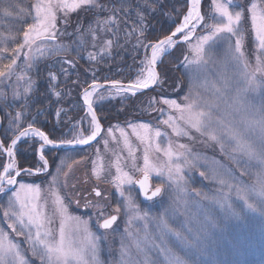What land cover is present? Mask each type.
<instances>
[{"label":"snow or ice","instance_id":"snow-or-ice-1","mask_svg":"<svg viewBox=\"0 0 264 264\" xmlns=\"http://www.w3.org/2000/svg\"><path fill=\"white\" fill-rule=\"evenodd\" d=\"M187 11L183 20L170 35L164 36L155 42L145 44L139 37L144 36V16L142 9H137L136 14L139 17V34L136 47H144L145 59L141 62V69L137 77L131 82H122L120 80L109 81L107 87L95 79V72H92L93 81L83 88L82 100L86 107V117L88 127L77 128L73 124L70 129L74 133L69 137L60 139L51 138L49 134L41 130L35 123L29 122L25 127L23 121L27 119L25 111H16L15 114L5 113V119L8 121L7 128L4 130L3 139H0V156L6 157V162L0 161V195H6L7 200L0 204V264H31V261L21 252L20 242L14 240L23 237V242L28 245V250L33 258L39 261V264H101L99 259L100 236L95 235L89 228L88 222L80 217L72 216L69 212V206L61 192L55 190L61 176H67L65 168L70 169L71 164L66 163L71 160L77 163L73 157L67 156L60 161V167L56 169V175L52 176L48 193L51 196V202L54 207L49 211L47 209V198L42 195V189L39 185L24 184L18 181V177L23 172L27 175L40 174L46 172L49 168V162L46 159V149H73L77 146L91 145L94 141L99 143L103 141L105 151H108L109 139L118 142L116 131H119L120 139L123 141L125 149L129 156L134 157L135 151L129 133L124 128L109 127L104 129L101 121L98 119L97 111L94 107V97L98 101L106 99L104 92L108 93V98L129 94L135 97L139 92L161 85V76L157 70L158 62L169 51L178 44L188 45L190 56H185L184 61L188 66L196 65L198 69L206 67L209 62L208 53L212 46L220 40L228 44V58L235 67L236 87L235 94L231 97V103L225 99L227 93L232 89L233 82L228 77H222L221 83L212 84V99L204 98L199 91H191L183 97V103H178L175 99L160 98L157 103L166 106L175 115L169 114L161 123L171 128L172 134L176 137H187L192 139L190 130L201 136H207L208 140L219 145L221 151H224L225 140L231 141L232 153L245 158L244 167H250L253 162L261 169L257 179L252 184L233 183L235 177L231 170L223 171L212 169L211 175H206L204 171L199 173L205 180H212L221 188H226L228 192L235 191L244 207L252 212L259 211L264 216V103L259 106L250 104L246 100V93L255 92L257 89L264 91V0H251L250 6H241L239 10L231 7L234 0H211V7L214 15L210 18V23H205V17L201 13L202 0H187ZM34 16L31 22L24 21L26 27L21 29L22 39L12 36L15 41L14 47L7 44L8 37H4L0 42V85L5 82H11L15 79L16 83H8L7 87L11 89L13 101H21L23 108L28 107L30 95L35 90L36 82L32 79L30 72L38 66L41 58H44L45 52L50 56L58 55L64 51V46L55 45L61 35H69L67 26L69 24V15L78 10H94L97 13L108 12L109 15L104 18V27L108 31L114 29L108 27L117 22L115 13L121 9L127 11L130 5L127 0H117L112 3L103 4L100 0H37L33 5ZM58 13L63 15L59 17L63 21L64 28L58 27ZM5 15L10 13L5 10ZM250 21L251 35L254 38L257 55L255 64L250 63L244 51L245 33L242 30L243 22ZM204 29V34L196 37V43L192 44L198 28ZM91 29L92 26L89 25ZM103 30V29H102ZM95 33V29L92 30ZM136 30L133 29V32ZM79 34V28L77 29ZM233 37L235 40L233 42ZM95 39V34L93 35ZM38 41L40 43H38ZM52 42L51 47L46 45ZM95 47V45H93ZM112 41L108 40L102 49L108 55L111 54ZM150 49L151 55L147 52ZM39 54V55H37ZM90 61L96 60L97 56L89 53ZM18 61L23 63V70H18ZM61 64L60 73L67 77L70 73L64 64H72V61H58ZM259 77V78H258ZM58 76L55 72L49 71L50 85L57 81ZM21 82H23L21 90ZM77 83V81H73ZM207 90V81L202 85ZM104 89V92L100 90ZM54 95L58 101L63 98V93L56 91ZM8 93L0 87V104L7 106ZM221 102L225 107L223 114L215 119L212 109H218ZM149 107H151V102ZM154 111L164 113V108H155ZM37 112V117L42 115ZM57 116L60 112L56 113ZM82 118L83 119H86ZM3 121L0 120V124ZM131 135L135 136L140 144L145 145L143 155V166L139 167L134 162L132 167L139 173L135 176L128 171H124L120 166V156H116V161L112 165L115 167V175L106 170L103 164V157L100 149H96V159L92 161L91 178L98 183L107 180L123 198L124 207L132 214L133 219L147 220L148 214H140L139 206L132 195V186L138 185L140 194L146 200L152 201L167 191L171 198L169 208L165 209L158 217L154 219L160 229V239L163 243L164 237L174 238L180 245L179 250H174L172 246L157 244L155 238H151L147 232L141 237L138 233L133 234L125 229L127 238L131 241V247L121 242L120 264H159L156 259L150 255L151 250H156L163 255L166 264H213L212 261L205 262L204 256L208 254L206 241L209 239L210 230L217 229L219 226L214 218H206L207 222L200 228L193 230L187 228V234L182 230L172 227L170 220L177 214H187L189 203L199 199H212L217 203L227 200L226 195L209 196L207 193L195 189L191 185V175H186V170L190 173L197 167L198 156H193L187 145L181 143L176 147L183 151H176L173 144L169 142L167 146H162L161 137L165 135L159 129H153L146 122L129 123ZM106 133V135H102ZM251 133V136L247 134ZM100 138V140H98ZM32 141L39 144L40 166L35 170L21 169L17 165L16 150L19 142ZM161 154L165 157L164 161L152 160L150 151ZM231 159L237 165L240 160L237 155L231 156ZM107 173V175H106ZM161 178L154 188L152 186V176ZM245 175L244 171L240 172ZM87 183V180L85 181ZM67 187V184L64 185ZM74 187V186H73ZM92 193L97 198H104V193L98 186H93ZM250 199L254 203L250 202ZM89 207H95L98 210V227L104 230L105 236L109 230L115 231L113 226L117 223L121 206H117L113 213L104 215V210L99 200L95 204L88 201ZM229 214L240 219V213L229 203ZM183 209V212H182ZM54 217H59L58 230L52 227ZM131 223V220L129 221ZM2 225H6L5 229ZM147 224H145V228ZM223 229H221L222 231ZM132 247L135 253L132 252Z\"/></svg>","mask_w":264,"mask_h":264},{"label":"rangeland","instance_id":"rangeland-1","mask_svg":"<svg viewBox=\"0 0 264 264\" xmlns=\"http://www.w3.org/2000/svg\"><path fill=\"white\" fill-rule=\"evenodd\" d=\"M167 9V19L169 20V24L173 25L179 22V18L183 19V16L187 11V0H159ZM37 2V0H33L32 4V12L34 16V8L33 5ZM208 12L205 11V23L211 22V17L214 15V10L211 7V0H208ZM251 0H234V4L231 6L236 10H239L243 5L245 7L250 6ZM22 2H18V7L14 6H6L8 12L12 11L17 13V9L22 7ZM14 7H16L14 9ZM78 12V11H77ZM76 12V13H77ZM75 13H71L69 15V24L72 25L76 23L72 16ZM62 13H58V27L63 29L64 24L60 16ZM0 15V21L4 23ZM32 17L29 20L31 22ZM0 22V23H1ZM78 27V22L76 23ZM75 24V25H76ZM68 28V27H67ZM242 30L245 33L244 40V51L246 56L248 57L250 63L255 64V57L258 54L256 51V45L253 36L251 35L250 29V21L246 20L243 22ZM68 33H71L70 29H67ZM10 32L0 31V42L3 41L4 37H8L7 43L9 40H12V36H17V33L12 31ZM204 34V29L198 28L193 39L190 43H196V37ZM62 36V35H61ZM235 37H233V42ZM38 43H40L38 41ZM55 45H59L56 41ZM52 42H49L46 47H51ZM64 51L60 52L56 58V60L51 64L52 67L49 71L55 72L58 76L57 81L53 82L50 90V98L52 100L57 101V112H60V115L57 116L55 113V123L58 124V128L60 130L59 137H69L74 134L70 132L73 124L77 126V128L83 126L84 128L88 127V120L90 117H86V107L83 105L81 100V94L83 90H79L78 87L75 86V83H71L67 85V82L70 77L74 75L78 64L72 61L69 58H66V48L64 47ZM173 49V50H172ZM169 49V53L166 54L161 63L168 64L170 63L169 56L173 57L175 61L174 67L177 66L182 68L187 73L188 77V85L181 86L179 83L172 88L170 91H166L162 89V84L157 89L156 93H152V95H143L142 98H138L139 96L132 97L129 94H124L127 98L122 96L111 97L108 98V93L104 92V89H101V92H104L106 99L103 101H98L94 97V107L96 111L102 109H110L118 106V111L124 114V117L121 121H113L110 120L106 125H101L104 129L109 127L113 128H124L130 135V139L132 142V147L136 149L135 156H129L127 149H125L123 145V141L120 139L119 131H116L115 135L118 142H114L109 139L108 151H105V147L103 141L100 140L99 143L95 142L94 144L85 147L81 156L78 158V153H65L59 156V160L54 164L51 172H48L41 181H33V179L29 178L30 175L24 174L23 172L19 176L18 181L24 184H32L39 185L42 189V195L47 198V209L50 211L54 205L51 202V196L48 193L49 185L51 183L52 176L56 175V169L60 167V161L65 159L66 155L73 157L77 163H72L71 160H67L66 163L71 164V168H65L64 170L68 173L67 176H61L58 185L55 190L61 192L63 197L66 198L69 212L72 216L80 217L82 220L88 222V226L90 230L97 236H100L99 240L100 251H99V259L101 264H120L121 256H120V248L121 242L123 241L125 244L131 247V241L127 238L125 229H128L133 234H139L141 237L147 232L151 238H155V242L157 244L169 245L174 248V250H179L180 245L178 242L172 237H164L163 243L160 239V229L157 225L155 217H158L165 209L169 208L171 203V198L165 191L160 197L155 198L152 201H144L141 198L139 191L137 190L136 185L132 186V195L136 200L140 214L144 213L148 214L147 220H137L132 218V214L128 212V210L124 207L123 198L119 196L116 189L105 180L104 182H97L94 178H91V169H92V161L96 159V149H100L101 156L103 157V164L106 170L110 171V173L115 175V167L112 165L116 161V156H120L121 159L119 161L121 168L124 171H128L135 176H139V173L132 167L133 162L139 166H143V155H144V147L145 145L140 144L138 140H136L135 136L131 135V128L128 127L129 123H139L146 122L153 129L161 130L165 135L161 137L162 146H167L169 142L173 144V147L176 151H183L176 147L178 144H185L191 150L193 156H198L197 167L192 169L189 173L186 170V175H191V185L195 189H199L203 193H207L211 196H220L226 195L227 200L221 203H217L212 199H199V203L197 204L195 201L189 203L187 214H177L174 219L170 220V224L173 228L177 230H182L187 234V228L191 227L193 230L200 228L204 225L207 220L206 218L211 217L214 218L218 224L217 229L210 230L209 239L206 241V247L208 254L204 256L203 259L205 262L212 261L213 264H264V216H261L259 211L252 212L248 210L243 205V201L240 200L237 196V193L233 190L228 192L226 188H221L220 185L216 184L212 180H205L200 177L199 173L204 171L206 175H211L212 169L218 170H231L232 175L235 177L233 183H244V184H252L256 181L258 174L261 169L258 165L253 162L250 167H244L246 164V160L243 157L238 156V154L232 153L231 145L232 142L225 140V148L222 152L219 145L208 140L207 136H201L198 133L192 132L190 130V135L193 137L192 139H188L187 137H176L172 134L171 128H168L166 125L162 124L161 121L166 119L169 114L175 115L172 113L170 109L166 106L157 103L160 98H169L175 99L178 103H183V97L188 95L191 91H199L200 95L207 99H212L213 97V89L212 84L216 83L219 85L221 83L222 77H228L233 82L232 89L227 93L225 99L228 103H231V97L235 94L236 87V76L235 67L230 62L228 58V44L226 41L220 40L212 46L211 51L208 53L209 62L204 68L198 69L196 65L188 66L185 64L184 57L190 56L188 45L180 43L175 48ZM150 50V49H149ZM175 51V52H174ZM39 55V54H37ZM148 55V53H147ZM176 55V56H174ZM145 59V54L143 55L141 62ZM72 61V64H64L63 67L68 68L69 75L67 77L63 76L60 73L61 64L58 61ZM173 61V62H174ZM140 62V69L142 67ZM4 62H0L2 65ZM160 62H158L159 65ZM160 63V64H161ZM139 69V71H140ZM48 71V77H49ZM138 71V72H139ZM137 77V76H136ZM134 77L133 80L136 78ZM259 78V77H258ZM207 81V90H205L202 85ZM13 84L16 83L15 79H13ZM22 86V83H21ZM2 87V85H0ZM158 87V86H157ZM56 91L62 92L63 98L58 101L57 97L54 95ZM158 97H156V95ZM246 100L248 103L259 106L264 103V91L257 89L255 92H249L245 94ZM51 100V101H52ZM133 100L136 102L132 108L128 111L124 109V107L130 106L128 102ZM151 102V107H149ZM225 104L221 102L220 107L218 109H212L214 121L213 124L215 126V119L220 117L223 114ZM155 108H164V113L161 114L159 111H154ZM76 113V115H75ZM128 113L135 114H144V116H133ZM75 115V117H74ZM83 119L82 118H85ZM98 119L100 120L99 116ZM33 122V121H32ZM61 124V125H59ZM65 128V129H64ZM47 134V133H46ZM102 135H106V133H102ZM251 136V133L247 134ZM31 144H34L36 147V153L38 158V167L40 166L39 161V144L33 143L32 141H28ZM18 147L16 153L18 152ZM50 150V148L46 149V151ZM237 155V158L240 160V165H237L231 159V156ZM150 158L152 160H160L164 161L165 157L161 154L155 153L154 149L150 151ZM0 161L6 162L5 156H0ZM18 164V163H17ZM2 170V169H0ZM244 171L245 175L241 176L240 172ZM33 175V174H32ZM107 175V173H106ZM152 185L153 188L160 183L161 178L155 175L152 176ZM87 180V183L85 182ZM65 183L67 187H65ZM74 186V187H73ZM93 186H98L99 189L104 193V198L95 197L94 193H92ZM7 200L6 195H0V204H4ZM99 200L100 204L103 207L104 215H108L113 213L115 208L119 205L121 206V212L119 213V217L117 223L113 226L114 232L109 230L107 236L104 234V230L100 229L97 224V220L99 217V213L97 208L86 206L88 201H92L93 204ZM250 202L254 203L250 199ZM231 203L237 212L240 213V219L235 218L229 214L228 204ZM2 212V209H0ZM183 212V209H182ZM131 220V223L129 221ZM145 224L147 227L145 228ZM5 227L9 233H11L10 229L6 228V225H2ZM52 227L58 230L59 227V217H54V223ZM221 229H223L221 231ZM14 240H18L21 246V252L25 255L27 259L31 261V264H39V261L32 257L31 252L28 250V245L23 242V237H12ZM132 252L135 253L134 247H132ZM150 255L153 259H156L159 264H166L163 255L159 254L156 250H151Z\"/></svg>","mask_w":264,"mask_h":264},{"label":"trees","instance_id":"trees-1","mask_svg":"<svg viewBox=\"0 0 264 264\" xmlns=\"http://www.w3.org/2000/svg\"><path fill=\"white\" fill-rule=\"evenodd\" d=\"M207 1L208 0H203L202 2L203 16L205 15V11L208 12L209 10ZM18 2H22L23 5L21 8L17 9V13L12 10L9 12L10 15H5V10H7L6 6L16 5L18 7ZM32 2L33 0H0V15L4 21V23L0 21V31H2V33L10 32L9 35L14 31L17 33V39H22L21 29L26 27L24 21L27 20L29 22L33 15ZM100 2L108 4L109 0H100ZM111 2L117 3V0H111ZM127 3L130 5V8L127 11L121 9L119 12L115 13L117 19L116 24L108 26L114 29V31H108L104 27V18L109 15L108 12L97 13L94 10H78V12L72 16L74 21L76 23L78 22V27H76V23L68 25L67 29H70L71 33L67 36H59L57 40L59 45L62 43L66 48V58H69L78 64L74 75L69 78L67 85L73 83V81H77L75 86L78 87L79 90H82L85 86L92 83V72H95V79L99 82H108L111 80L129 82L137 76L138 70L140 69L141 59L145 54L144 47H136L140 28L139 17L136 14L138 8L142 9V14L144 16V36L139 37V39L144 41L146 45L150 42L163 39L166 35H170L182 19L179 18L178 23L170 25L169 20L166 17L167 9L159 0H127ZM186 6H188V4H186ZM15 8L16 7H14V9ZM89 25L92 26L91 29L89 28ZM78 28L79 34H77ZM93 29H95V33L92 31ZM133 29L136 31L133 32ZM94 34L95 39H93ZM108 40L112 41L110 55L102 51ZM7 44L9 47H14L15 41L9 40ZM93 45H95V47ZM89 53L95 54L97 59L90 61L88 59ZM0 55L8 54L0 53ZM57 56L58 55L50 56L45 52L44 58L39 60L38 66L31 70L30 75L36 82V85L35 90L29 97L28 107L26 109L23 108L21 101L12 100L11 89L7 87V84L13 82H5V84L2 85L3 90L8 93V101L7 106L0 104V120L3 121V123L0 124L1 139H3L4 130L8 125L7 119L4 118L5 113L15 114L16 111L26 112L27 119L23 121L25 127L29 122H32L35 117V123L41 130L49 134L51 138L58 139L60 130L57 126L58 124L55 123L54 118L57 110V101L50 98L52 84L50 85L48 77V71L52 67L51 64L56 60ZM169 58L171 60L170 63L164 65L161 63L158 66L162 89H165L167 92L174 88L178 83L181 86L188 85L187 73L178 66L175 68L174 65L176 63L173 57L169 56ZM2 62L5 63L6 61ZM18 65V70H23L24 66L21 61H18ZM21 83L23 85V82ZM159 87L160 86H156L153 90L144 94L152 95V93H156ZM144 94L138 98H142ZM155 95L158 97L157 94ZM128 103L130 106L124 107L127 111L132 108L136 102L130 100ZM118 106L97 111L102 124L106 125L109 120L113 122L121 121L123 119L124 114L118 111ZM37 112H42L43 114L37 117ZM128 114L132 115V117L144 116L142 113ZM18 148V152L16 153L18 167L21 169H36L38 158L35 145L27 141L20 143ZM83 150L85 149L46 151V158L50 163L48 172H51L61 154L78 153L79 158ZM46 174L30 175L31 177L29 178L33 179V181H41L47 176Z\"/></svg>","mask_w":264,"mask_h":264},{"label":"water","instance_id":"water-1","mask_svg":"<svg viewBox=\"0 0 264 264\" xmlns=\"http://www.w3.org/2000/svg\"><path fill=\"white\" fill-rule=\"evenodd\" d=\"M202 1H203V0H202ZM201 6H202V5H201ZM201 13H202V12H201ZM167 53H168V52H167ZM167 53H166V54H167ZM150 55H151V52H150V50H149V54H148V56H150ZM157 70H158V69H157ZM100 83L103 84V85L105 86V88H106L109 82H100ZM153 88H154V87H153ZM153 88H149V89L143 90V91L139 92L137 95H139V94H141V93H143V92L149 91V90H151V89H153ZM81 100H82V94H81ZM82 102H83V100H82ZM0 139H1V138H0ZM19 143H20V142H19ZM94 143H95V141H94L92 144H94ZM92 144H91V145H92ZM88 146H90V145H86V146H77V147H75V148H73V149H71V150L81 149V148H85V147H88ZM57 150H69V149L58 148ZM136 187H137V189H138V191H139V193H140L139 186L136 185ZM140 195H141V197H142L143 200L147 201V200L143 197L142 194H140Z\"/></svg>","mask_w":264,"mask_h":264},{"label":"bare ground","instance_id":"bare-ground-1","mask_svg":"<svg viewBox=\"0 0 264 264\" xmlns=\"http://www.w3.org/2000/svg\"><path fill=\"white\" fill-rule=\"evenodd\" d=\"M83 90V89H82Z\"/></svg>","mask_w":264,"mask_h":264}]
</instances>
